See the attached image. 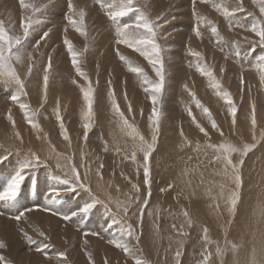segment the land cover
Returning <instances> with one entry per match:
<instances>
[{"label":"bare ground","instance_id":"6f19581e","mask_svg":"<svg viewBox=\"0 0 264 264\" xmlns=\"http://www.w3.org/2000/svg\"><path fill=\"white\" fill-rule=\"evenodd\" d=\"M175 1L176 0H173V2L171 3L173 4ZM191 1L192 0H184L183 4L179 3V5H177L176 7L174 6L173 11H176L177 9H181V7H183L184 4L187 5V2H188V6L189 4L191 5L192 4ZM204 1L205 0L196 1L195 8L193 7V9L197 11L198 13L197 18L199 19L203 18L202 11L208 14V18L204 19V21L205 22L206 20L209 21L212 24V27L217 28V32H218V35L213 34L212 41L214 40L216 42V45L222 48L220 45L223 40H221L222 38L220 34L222 33L223 28L225 26H224L223 21L220 22L221 18L217 17L216 18L218 19L217 22L213 20V18L210 15L214 17V11H209V7L211 10H214V7L210 4L211 2H213L214 5L216 4L215 6H221L220 4H222L227 7L228 5L223 3L222 0H208V4H206ZM104 3L109 4L111 3V0H104ZM91 5H92L91 2H89L88 0H83V1L80 0L76 2V7L78 9L82 8L86 13L85 18H84V21H86L84 23V31L87 33L86 36L80 35V33L74 27H64V31L65 29H67V31H65L66 38L69 41H71L74 49L78 53H80V55L78 56V60L80 62L82 71L86 73L87 79H89L90 76L92 75L91 71H92L93 65L89 63V59L93 51L90 50L89 48L88 49L85 48L82 41H84V43L86 40L90 41L92 40V37L94 36L95 38L94 37L93 38L95 41H100L99 43L95 44L94 50L97 51V49H99L100 47L102 49L104 47L103 45L108 40V37L103 38L101 36L103 34V31H99L97 27L93 29H90L89 27H87V24L91 20V13H92L89 8L93 10ZM75 18L79 19V16L77 15L74 17V19ZM134 19H136V17ZM134 19H131L128 22L131 23L132 20ZM165 19L166 18H164L163 21ZM204 21H200V24L204 23ZM176 23L178 24V25L176 24L178 33H177V38L175 41L180 42V45L182 44V41L185 39L194 40L195 43L193 47L190 48L189 53L187 54L186 52H184L185 54L182 52L181 47H179L180 50L178 52L177 48H176L177 50H172V47L170 44H166L165 46H163L164 52H162V57L166 61L170 70L175 71V74L177 73V67H179V65L181 64V61L179 58L182 55H186L189 61L192 60L190 63L193 69L198 70V67H197L198 65L200 67H207L211 71L212 76L209 77L208 75L202 74L204 78L203 80L199 82L198 87H201V90L203 91L201 92V97H204L205 95L206 100L209 103H221V107H220L221 111H217L216 114L218 115L219 114L218 112H220L224 115L222 119H218V120L219 121L224 120V122L226 123V127L225 128L219 127V128L221 130H224L227 127H230L232 130L234 129L233 125H235V129L237 130L230 131L229 135H234V136L237 135L238 136L237 138H242V137L244 138L245 135H247V133H250L251 134L250 137L254 135V138H255L253 139L254 141L260 142V140L264 138V109H263L264 107L262 109L255 108L256 125L253 128L251 120L244 122L245 119L241 118V117H245L246 119H248L250 115H252L251 111H252V105L254 102L252 98L244 96L246 100H244L245 103L243 105H245L244 106L245 108H248V107L251 108L250 109L251 113L249 115L245 113V115L242 114V116H240V114L238 115L236 114L235 116L236 124H233L232 122L233 117L231 113L230 115H228L227 114L228 111L224 109L225 104H227V102L225 101L223 96H221V94L223 95L224 92H227L230 94L231 99L234 102L236 101L235 91L233 90V88H231V86H227V84L233 79V78L229 79L228 71L230 70H236L240 72L247 71V79L250 82L256 81V76L254 75V72L250 71L249 68L246 69L242 67V64L240 63H233L234 62L233 59H236V57L234 55L232 57L230 55L224 54L222 49L219 50L218 48L214 46L215 44H212L211 41H207L206 35H203L201 41H198L196 40V37L191 34L189 28L188 29L181 28L182 27L181 21L176 20ZM110 27L114 28L113 25H110ZM202 31L203 30H201V32ZM232 32H234L232 34H235V30H233ZM112 33L116 34L115 31H113ZM163 34L165 33L161 32V35ZM99 36L101 38H99ZM46 40L49 41L51 48L52 46L53 48H56L55 45H52L56 43L57 41L56 39L49 38ZM79 42H81V44ZM176 42L174 43L175 45L173 46L179 45ZM89 43L91 44L92 42L90 41ZM230 43H231L232 49L234 48L237 52L241 53V49L246 50V47H242L243 45L234 36L230 39ZM97 45H98V48H96ZM89 47L93 48L90 45ZM50 51L52 50L50 49ZM54 52L55 51H52V54L50 55H52L53 58H56L60 61V67L58 70L55 71L54 76L52 74L53 79H51L47 87V90H48L47 95L49 96L48 101L50 102L49 107L55 106L54 108L56 109L53 110L54 112H56L57 109H59V112L66 111L63 122L65 123V129L68 133L69 139L65 140L63 137L60 139L56 135L57 133H55V131L57 129L55 130L53 129L54 119L52 120L53 117L51 118L47 114L50 108L44 109L43 112L37 111L38 108H40L39 106L42 105L41 101L39 102L38 107L34 105L36 100L39 99L37 98L39 95L37 94V90L39 89L44 90V89L41 88L42 84L36 80L37 77L36 75H34L36 78L34 76L33 77L31 76L32 77L31 81L28 83V85H26V88L23 91L24 93L22 92V95L20 96L22 98V101H20V103L27 105L26 111L28 112L27 115L31 119V126L23 125L21 123L17 125L15 124L7 125L4 123L3 124L1 123L0 124V143L8 145L6 148H11V150L13 148L14 149L24 148L27 151L32 150V149L33 151H35L38 147L39 149L44 148L46 152V156L44 157L45 158L49 157L48 162L52 166L61 167V170L64 173L70 174L71 173L70 170L66 168L67 166L66 161L68 160L66 159V161L62 162L59 160V157L58 158L53 157L50 152L51 151L53 152L56 150L48 148L51 151L50 152L47 151L46 145H48L49 143L48 139L49 140L52 139L55 142L58 141L57 148L62 152L68 153V155H70V157L73 159V162L76 165L82 166L84 159L86 160L85 169L82 172H80L81 170L78 171L80 172L82 179L84 178L86 180L87 184L89 185V187H91L92 191L95 194H97L98 198L99 197L101 198L100 200L103 199V201H105L106 204H109L111 206V210L109 209L110 211H114L115 214H117V212L119 211V213L121 212L122 215L115 216L114 214L111 213V214H107V217L105 218V215H106L105 213L104 215L102 213V216L100 215L97 216L98 208L100 209L98 205H96L92 209V210L96 209V212L93 216L94 220L96 216L98 217V219L100 218V221H101V218L104 217V219L102 220L103 224L105 221V224L103 225V227L104 228L106 226L108 227V231H105V232L103 231L104 233L107 232V234L103 235L105 236V238L104 237L103 238L101 237V239L98 238L99 240H96L94 236H90V235L85 236V233L84 234L81 233V230L78 231L81 226L80 221H84L83 218L88 217L89 215L83 216L82 219L81 217L77 216L75 217L76 221L72 222V226L66 223V224H63L65 225L63 227L59 220L49 215H45L43 212L35 211L33 212V214L30 215V219L25 220L26 225L24 223L23 225L29 228H38V229L41 227H44L48 230V233L54 234L55 232L56 235L61 234V236H63V238L67 241L66 246L70 247L71 253L73 252V249H74L79 254V256L73 255L74 258L72 261L75 264H88L87 263L88 261L86 262L84 260L86 256L84 254H80V253H83V251L86 252V255L87 254L90 255L93 261V262L90 261L91 264H99L100 261L103 262V259L101 260L102 258L101 255H103V253L107 256L105 260L107 262L106 264H133L134 261L137 262V260L141 261L142 264H174L173 258L177 250V247H178V240H182V244L179 245L180 250L182 251V256L180 257V264H199V262L203 260L204 255H207L208 253H211L208 264H248V262L251 261V258L254 252L257 256V260H259L260 250L261 248H264V165H263L264 145L262 149L260 150V152L262 153L256 152V154L253 156L254 159H251L249 162H247L245 166L242 167L243 169L240 170L243 184L240 188V202L237 205L236 212L234 215L229 213L227 206L224 203V197H226L229 192L228 189L231 186L232 188L234 187V185L231 183V179H229V176H225L222 174L223 169H224V162L222 160L219 161V165L215 167L216 165L214 164V162L216 160L210 163L207 159L210 156L215 157L214 155L220 154L216 149L209 148L208 145L209 144L220 145L223 142L221 140L222 137L221 139L219 138L220 141H218V144H214V142L207 141L205 140L207 135L213 136L214 138H218L220 137L219 135H222L224 133L216 136L214 134L211 135V132L208 133V131L206 130L207 135H205L204 133L200 131L199 127L195 128L191 126L190 123L187 121H185V124H187V126L183 132V136L181 137V138H184L183 141L181 139V141L183 142V145L179 146L178 149L176 148L175 145H174V148L167 147L163 144V138L159 136V140L157 142V149L154 152V154L151 156L150 181L156 182L158 180L160 185L165 184L163 187L164 189H167V191H165L164 196L165 197L167 196V198L166 199L162 198L160 195L156 194V191H154L153 196L152 198H150L149 202H147L146 207H144L146 198H143V197L142 198L144 200L141 199L140 204H137L136 202L129 203V201L126 199L123 200V202H120L119 199L123 198L124 196L123 194L125 193L127 195V198L133 196L134 200L135 198L139 196V194L137 193V191H135V188L134 189L129 188L128 187L129 185H127L126 182L120 183L119 181L116 180V178L114 179L112 178V176L111 177L108 176L107 173L102 172L101 170H100V174L99 175L97 174L98 167H96V164L94 163V161L96 162V160H100L102 162L103 158L102 157L99 158V156L98 157L94 156V154L91 152V146L89 143L93 140V137L95 136L93 137L87 136L86 139L84 136L82 138L81 132L83 128L81 131H79L78 124H77L79 117H80V120L81 119L85 120L83 119L84 113H85L84 111L85 110L87 111L86 101L83 104L82 102L83 100L81 101L82 95L79 93V91H77V90L81 91L82 89L81 81L77 77H74V71L71 69V62L69 61L71 60L69 59V56L71 57V55L66 54V57H65L64 56L65 54H64L63 56L61 55L62 58H59L58 56L59 53L55 54ZM192 52H199L201 53V55L204 56V58L196 57L192 55ZM68 53L70 52L68 51ZM222 56H224V60ZM110 57L109 59L106 58L105 60L101 62V64H99L100 68L103 71L106 69V67L103 66L104 61L112 63L113 56L111 55ZM45 58H46L45 56L42 57L43 61L46 60ZM255 59L256 58H254L253 60ZM122 61H125V59H122ZM16 62L18 61L16 60L12 61V66L14 69H18V67H20V65H18V63L16 64ZM103 71L102 73L99 71L100 75L97 76V78L100 79V77L105 74L103 73ZM184 73H185V66L178 71V78L184 75ZM6 75L7 77L9 76L8 74ZM149 78L151 79V77ZM84 79L83 81H86L84 82L85 86L88 87L89 80L87 81L86 79L85 80ZM2 80L6 81L5 79H2ZM73 81H75V83ZM90 82L93 87L94 86L93 81L91 80ZM99 82L100 83H98V86L96 85L97 88L94 89V94H93L94 95V104H93L94 112H93V118L90 121V123L93 125L92 126L93 130L97 131L99 129L98 134H100V132L102 131L99 136L101 138V141L104 147L105 145L106 146L112 145L114 147V150H116L119 148V146H128L129 144L128 142L126 143V141H128L126 140V138L128 137L127 135H129L128 132L130 128L124 125L122 126L120 124H118L116 127L113 128L112 125L109 124L111 123V119L106 114L109 108L108 109L105 108L106 102L105 100L102 99L104 97H103L102 89L100 90V87L103 88L104 86L101 81ZM216 82L219 83L220 85L219 88L213 87V84ZM224 82H227V83H224ZM64 85L66 87H64ZM263 87H264V83H262L260 88L262 89ZM85 89L87 88H84V90ZM213 90L214 91L218 90L220 92V95L218 96L211 95ZM130 94L131 92L129 93V96ZM125 96L127 98V94ZM124 100L125 102L127 101L126 99ZM254 100L264 101V97L259 98V99L254 98ZM121 103L122 101L120 102V104ZM117 104L119 103L117 102ZM200 105L208 106L205 100H203V102H201ZM235 105H237V101L235 102ZM123 107H125V105H123ZM34 108H36L37 110L34 111ZM160 110L162 112L161 117L165 116L163 113L164 112L163 105H161ZM238 110H237V113L239 112ZM241 110L244 111L243 107L240 109V111ZM95 114L97 115V118H95L96 120L94 119ZM129 115H131L130 112L128 116ZM127 118H128L127 120H131V122L130 121L129 122L132 124L133 123L132 119H130L129 117ZM199 119L203 121L202 116ZM161 120L163 123H166L167 128H169L173 121V116L171 114L169 118L167 119L164 118ZM217 121H216V124L220 125L221 123ZM33 124L36 125L35 127L38 130V132L36 131V128L34 129L35 131L33 130L37 134V136L35 135L37 138L31 135L30 128L33 127ZM201 124H200V127H202L203 125ZM141 125L144 127L146 125V122H144V118L141 122ZM40 129H41V132L44 129L45 130L43 131V133H41ZM163 130L165 131V129ZM45 131L47 133H45ZM117 133H121L120 134V137L122 139L121 143L113 136V134H117ZM92 134L93 133H91L90 135ZM259 135H260V139H259ZM151 138L147 137V140H149L150 143H151ZM14 139H16V141L21 142L22 144L15 145L16 142L14 141ZM36 139H40L42 141L35 143ZM168 140H171V139H168ZM92 144H94V142ZM211 150H216L213 153L214 155L209 153V151ZM20 151L21 150H19V152ZM134 151H135L136 157L137 156L139 157L140 156L139 154L141 152L136 151V144L133 141V142H130V145L128 147V152H130L129 154H133ZM57 155H59V153ZM83 155L85 156V158H83ZM206 155H210V156L207 157ZM15 156L18 157L19 155L18 156L15 155ZM2 157H5V156H2ZM16 157H12V158H16ZM239 157H240L239 155H237V157L235 155L231 157L234 164L238 162ZM200 162L202 164H200ZM45 163L43 162V164ZM68 163L69 162H67V164ZM103 164L107 165V167L112 166L107 162L105 163L104 160H103ZM3 169L7 170V168L5 167H3ZM139 172L137 173L138 175H139ZM217 173H220V174L218 175ZM135 177L136 176L134 175L133 172L129 173L128 180L130 181L133 180L132 182L135 184V186H137L138 189L141 191V193H143L142 192L143 185L140 184L139 181L137 182L135 180ZM148 179L149 178H146L145 182H147ZM128 182L129 181H127V183ZM221 184L224 185L223 196L220 195V185ZM169 185H172V187L169 188ZM82 188L80 190H82ZM209 189L211 190L210 194H209ZM85 192L87 191L85 190ZM119 195H120V198H117ZM170 197L171 199L173 198L172 201ZM69 201L72 202V200H69ZM74 201L72 203H74ZM88 202H91V199H89ZM217 204H219L218 210L216 208ZM118 205L120 206L118 207ZM123 207H127V209L129 210L127 211L128 212L127 214H125L124 211L122 210ZM141 208L143 209L142 212H141ZM102 211H104V209ZM185 211L189 213V217L192 220L191 226H188V224L186 223V218L183 216V212ZM225 216H227L228 218L224 219ZM135 218H141L139 222L140 226L136 227L138 231V235H140V238H138V240L140 239L139 242H135V239H133V241H130L126 235H122L121 233V229L125 227L123 222L129 221L130 223H136ZM232 218L234 219L233 224L227 225L228 224L227 221H229ZM4 223H6V225ZM7 224H11V222L0 218V242L6 245L5 246L6 250L4 252V255L6 257L10 256L9 258L13 262V264H53L49 261L44 260L42 257L38 255H34L33 252L32 253L29 252V254H27V251L25 250V248L23 247V244L19 241V239H15L14 237L5 238V235L3 234L4 229L2 228L8 226ZM78 224H80V226ZM173 224L177 226H180L183 224L187 235L184 237H178L176 232L172 228ZM229 226L230 228H228ZM62 227L65 228L64 231H61ZM99 229H101V227ZM205 229H207V233H206L207 240H204V237H205L204 230ZM7 232L8 234H10L8 230ZM110 236L112 237V240L113 239L119 240L121 243H125L129 246L128 253H130L129 257H131V259L132 258L134 259L133 263L130 260H128L126 256H124L125 254L123 255V253L120 250H118V248L115 245L109 243L108 237ZM83 240H84V243L81 244L80 242ZM233 245L236 246L235 251H233L232 249ZM217 247H219L221 250H224L222 255L217 253ZM15 250L21 251V255H18L15 252ZM228 250H231V252ZM7 253H9V256L7 255ZM0 255H2L1 252H0ZM86 258L90 260L89 256ZM102 264H104V262Z\"/></svg>","mask_w":264,"mask_h":264},{"label":"rangeland","instance_id":"374dc122","mask_svg":"<svg viewBox=\"0 0 264 264\" xmlns=\"http://www.w3.org/2000/svg\"><path fill=\"white\" fill-rule=\"evenodd\" d=\"M77 1H80V0H72L73 4L75 6H76ZM81 1H83V0H81ZM88 1L91 2V4H92L91 7L93 10H91V8H89L92 13L90 12L91 13V20L87 24V27H89L90 29L97 27L99 31H103V34L101 36L103 38L108 37V40L103 45L104 49L103 48L101 49V47H100L99 49H97V51L94 50L95 44L99 43L100 41H95L94 36H93L94 38L92 37V40H90L92 42L91 44L89 43L90 41L86 40L85 43H84V41H82L85 48H87V49L89 48L90 50L93 51L91 53V57L89 59V63L93 65L92 71H91L92 75L90 76L89 79H86V80L87 81L88 80L93 81V84H94L93 88L94 89L97 88L98 83H100L99 81L102 82V84L104 86L103 88L100 87V90L102 89V93H103V97H104L102 99L105 100V102H106L107 106L105 105V108L106 109L109 108V110H110V111L109 110L108 111L105 110V111H107L106 114L111 119V123H109V124L112 125L113 128L116 127L118 124L123 126V121L121 120L120 116L115 111H113L111 96L115 95L114 99L116 100V103L117 102L119 103L118 106H119L120 111L123 113V116L126 119H128L127 117L132 119L133 123L131 124L130 123L131 120H128V121H130L129 124L133 125V127L137 130L139 135H142L144 138L146 137L144 140L146 142L150 143L149 140H147V137L151 138V136L153 134V125L150 121V116L152 115L153 104L151 101V92L145 91V89H150L151 88L150 82L157 81L158 77L156 76V73H155L151 63H149V60L146 59L143 55H141L140 51H137L133 47H129L126 44H117L116 43V41L119 39V37L117 36V34L112 33L113 31L116 32L115 24L111 21V19L107 15V12L105 11L104 8H102L100 6V4L94 3L93 0H88ZM196 1H199V0H196ZM171 2H173V0H135V5L137 7L142 8V10L150 17V19H152L155 23H157L160 26L157 29V31L159 33L157 36V43H159L162 46V48L166 44H170L172 47V50L178 49V52L180 50L179 47H181L183 53L184 52H186V54L189 53L190 48L193 47L195 42H194V40L185 39L182 41V44L180 45V42L175 41L177 38V33H178V30L176 28L177 27L176 26V24H177L176 20L181 21V24H182L181 28H183V29L189 28L191 34L196 37V40L201 41L202 36L206 35L207 41H211L212 44H215L214 46L216 48H218L219 50L222 49L224 54L230 55L232 57L234 55L236 57V59L232 58L234 60L233 63L242 64V67H244L246 69L249 68V70L253 71L254 75L256 76V81L250 82L247 79V71H245V72H243V71L240 72V71H236V70L228 71L229 79L230 78H233V79L227 84V86H231V88H233V90L235 91V94H236L235 97H236V101H237V105H235V106L237 107V110L239 109L238 110L239 112L238 113L236 112V114L237 115L240 114V116H242V114L245 115V113H246L247 115H249L252 112V111L250 112L251 108H249V107L245 108L244 107L245 105H243L245 103L244 100H246L245 97H249V98L253 99V101H254L253 103L256 106L255 108H257V109L261 108L262 109L264 107V101H257V100H254V98L259 99V98L264 97V89H263L264 87L262 89L260 88V86L264 82H262L260 79L262 73H261V69L259 67H257V60H256L259 56L264 55V46L259 45V43H258L259 37L250 30L251 24L254 20L258 21L260 24L264 25V13H261V11H260L261 0H222L223 3L228 5L227 7L222 5V4H220L221 6H215L216 4L214 5L213 2L210 3L214 7V10H211L209 7V11H214V17L212 15H210V16L213 18V20H215V22H217V20H218V19H216L217 17L221 18L220 22L223 21L224 26H225L223 28L222 33L220 34V36L222 38L221 40H223L221 42V45H220L222 48H220L218 45H216V42L214 40L212 41L213 34H214L211 31L212 24L207 20H206L207 23L204 21V19L208 18L207 13H204L202 11L203 18L199 19V18H197L198 13H197V11H195L193 9L192 4L191 5L189 4V6H188V2H187V5L184 4L183 7H181V9H177L176 11H173L174 6L176 7L177 5H179V3L183 4L184 0H176L173 4ZM204 2L206 4H208V0H205ZM229 2H231V3H229ZM25 3L32 5L33 7H29L27 9L22 7L20 4V0H0V22L3 23V28L9 35L22 36L23 35V22H25V18H29L30 20H33V21H39V23H33V27L30 30L29 37H28L27 41L24 43L23 48L21 49L22 53H31V58L30 59L24 58L22 61L16 62V64L18 63V65H20V67L17 66L18 69H15V71H16V74H18L19 79L24 82V89L26 88V85H28V83L31 81V79L34 75H36V77H37L36 78L34 76L36 78V80L42 84L41 88L44 89L43 75H44V71L47 67L49 57H51V61H52V68H51L52 71H50L48 85H49L51 79H53L55 71L58 70L60 67V61L56 58H53V56L50 55V54H52V51H55L54 52L55 54L59 53L58 54L59 58H62V56L64 54H65L64 55L65 57H66V54L71 55L70 53H68V49L64 43V40L66 38L64 27H73L71 24H69V22L67 20L68 0H25ZM238 4H242V8H237ZM218 9H220V10H218ZM224 9H226L229 12L234 13V15L231 17H226L223 14ZM136 15H137L136 13H130L128 16L121 18L120 23L121 24H123L125 22L129 23L128 21L131 19H134L136 17ZM164 18H166L168 20L165 19L163 21ZM75 19H77V18H75ZM134 21H135V19L132 20L131 23H134ZM200 21H204V23L200 24ZM236 21H240L244 25V27L238 26ZM85 22L86 21H84V23ZM110 25H113L114 28L110 27ZM196 26L199 27L200 32H201V30H203L201 32L200 37H197L195 35V27ZM46 30L48 32V37L45 38L43 34L46 32ZM233 30H235V34H232V33H234V32H232ZM99 31H98V33H99ZM161 32H163L165 34L161 35ZM233 36L236 37V39L243 45L242 47H246V50L241 49L242 54L239 52L240 53L239 57L236 56L237 51L234 48H233L234 50L232 49V46L230 43V39ZM49 38L57 40L55 44H52V45H55L56 48H53V46L51 48L49 41L46 40ZM99 38H101V37L99 36ZM37 42H39L38 48L36 47ZM175 42L178 43L180 46L179 45L173 46V45H175L174 44ZM79 43L81 44V42H79ZM89 45L92 46L93 48L89 47ZM96 48H98V45L96 46ZM50 49L52 51H50ZM14 51H15V48H14ZM102 51H104V52H102ZM162 52H164V50ZM111 55L113 56L112 63L104 61L103 66H105L106 69L103 71L100 68L99 64H101V62L103 60H105L106 58L109 59V57ZM43 56L46 57L45 61H43V59H42ZM122 56L125 58V61H122V59H121ZM181 57L179 58L181 61V64L179 65V67H177V73L176 74H175V71L170 70L169 66L167 65L166 61L163 58L164 68H165V83H164L163 91L159 97V101H160L159 102V108L161 107V105L164 106V112L163 113L165 116L161 117V119H164V118L167 119L172 114L173 121L171 123V126L169 128H167V124L163 123L162 120L160 119V121H161L159 124L160 125V127H159L160 134L158 135L157 142L159 140V136H161L163 138V144L165 146L174 148V145H175L176 148L178 149L179 146L183 145L182 141L184 138H181L183 136V135H181V133L184 132V130L187 126V124H185V121L189 122L190 125L195 127V128H197V124L200 126V124L202 123L203 124V125L201 124L202 127L205 130H207L208 133L211 132V135L214 134V135L218 136L219 134L224 133L222 135H219L220 137H218V138H214L213 136L207 135L205 140L210 141V142H214V144H218V141H220V139L222 137V139H221L223 141L222 143H229V144L235 146L236 148H238L240 150V151L232 154V156L233 155H235L236 157H237V155L240 156L238 158V161L241 159L240 152L243 151V149L247 145H249V144L253 145V149L251 151H249L247 153V155L242 158L243 159V166H245V164L247 162H249L251 159H254L253 156L256 154V152H260V150L262 149V147L264 145V138H262V140H260V142H256L253 140V139H255L254 135L252 134L253 136L250 137L251 136L250 133H247V135H245L244 138L243 137L237 138L238 137L237 135H235L236 137L234 135H229L230 131L237 130V129H235V125H233L234 129H232V130L230 127H227L224 130H221L219 128L220 131H217L216 128H213L212 127L213 119L216 123V121L218 119H222V117H224V115L220 112H218L219 113L218 115L216 114L217 111H221V108H220L221 103H209L206 100L205 95H204V97H201V92H203V91L201 90V87H198V86H199V82L201 80H203L204 76L202 74H200L199 70L192 68L191 63H190L192 60L189 61L187 59L186 55H182ZM200 58H204V56L200 55ZM222 58L224 60V56H222ZM254 58H256V59L253 60ZM69 59H71L70 56H69ZM69 61L71 62V69L74 71V77H77L81 81L82 89H81V91L80 90H77V91H79V93L82 95L81 101L83 100L82 102L84 104L85 100L83 98V90H84V88H87V86H85V83H84L86 81H83L84 76L77 74L75 69H73L75 67H73L72 61L71 60H69ZM29 65L32 66L31 74L28 73ZM184 66H185V73H184V75H182L178 78V71L180 69H182ZM134 67L142 68L143 74H138L136 72L131 71V68H134ZM99 71L101 73H102V71H103V73H105L103 76L100 77V79L97 78V76L100 75ZM6 74H7L6 72L4 74H0V124L4 123L7 125H13V124L17 125V124L21 123L23 125L31 126V122H30L31 119L27 115L28 112L26 111V109H22L20 106L21 105L20 101H22V98L20 96L22 95V92H21L19 86L17 85V83L15 82V80H13L10 76L7 77ZM52 74H53V76H52ZM4 75H5V77H4ZM146 75H147V77L148 76L151 77V79L149 77L147 78L149 83L145 82V76ZM91 77H92V79H91ZM2 79H5L6 81H4ZM224 83H227V82H224ZM64 87H66V86L64 85ZM210 89H211V87H210ZM47 92H48V90H47ZM130 92H131V94L129 96ZM217 92H218V90H216V91L213 90L211 95L218 96ZM109 93L111 94V96ZM37 94H39L37 98H39L40 100L37 99L36 102L34 103V105L36 107H38V104L40 101H41L42 105L39 106L40 108H38V110L36 108H34V111L37 110L39 112H43L44 109L50 108L49 111L47 112V114L51 118L53 117L52 118V120L54 119L53 120V122H54L53 129L54 130L57 129L55 131V133H57L56 135L61 139L63 137L64 129L62 130L61 128H59L60 127L59 126L60 121L57 119L56 112L53 111L54 109H56V108H54L55 106L49 107V103H50L48 101L49 96L46 93V98H45V91L44 90H41V89L37 90ZM119 94H121L122 96ZM126 94H127L128 99L125 96ZM12 95L18 96V100L16 102H13L11 100ZM99 95H100V93H99ZM221 96H223V95L221 94ZM201 98L207 102L208 106L207 105L203 106V108L208 109V112L211 113V117H209V115L203 111L202 107L197 106V103H196L197 101H199V104L201 102H203V100ZM237 98L240 101H238ZM124 99L127 100L126 101L127 104H126ZM131 99H132V101H131ZM123 100H124V102H123ZM129 100H130V102H129ZM121 101H122L121 104L125 105V107H123V105L120 104ZM235 102L233 101L234 104H235ZM120 106H121V108H120ZM242 107H243L244 111H242V110L240 111V109ZM224 109L227 110L228 111L227 114L230 115L228 103L225 104ZM246 110H247V112H246ZM84 112H86V110ZM93 112H94V110H93ZM113 112L117 116H115L113 114ZM125 112H126V114H125ZM129 112L131 115L128 116ZM189 112L191 113V115H189ZM23 113H25V114H23ZM59 113H60V116L64 119L66 111H63V112L61 111ZM141 113L142 114L144 113V114L142 115ZM200 115L202 116L203 121H201L199 119V118H201ZM9 116H11V119H9ZM95 118H97L96 114L94 116V119ZM116 118L119 120H117ZM143 118H144V122H146L145 127L141 125ZM241 118H244L245 119L244 122H246V121L251 120V115L248 119H246L245 117H241ZM27 120H29V121H27ZM136 121H138V122H136ZM219 122L221 124L220 125L217 124L218 127H222V128L226 127V123L224 122V120H220ZM244 122H242V123H244ZM84 123H86L85 120H82V119L80 120V117H79V119L77 121L79 131H81L82 128L84 130V131L82 130V132H81L82 138L85 135H86V137L87 136H91V137L95 136V137H93V140L89 143L91 146V152L94 154V156H97V157L99 156V158L102 157L103 160L105 161V163L107 162L110 165H112V166L107 167V165L103 164V160H102V162L100 160H96V162L94 161V163L96 164V167L100 168V165H103V167L100 168V170L102 172L107 173L108 176H110V177L112 176V178H114V179L116 178V180L119 181L120 183L126 182V184L129 185L128 186L129 188H133V189L135 188V191H137L136 190L137 186L134 187L135 184L132 182L133 180L132 181L128 180L129 173L133 172L134 175L136 176L135 180L137 182L139 181V183L143 185V187H142L143 193H141V191L139 190L137 192L139 194V196H138L139 199L135 198V200H134V197L132 196V202H136L137 204H140L141 199H143V198H146L147 202H149L150 198H152V196H153L154 191H156V194L160 195L162 198H165V199L167 198V196L166 197L164 196L165 191H161V189H164L163 186L165 184L160 185L158 180L156 182L151 181L150 185L147 182H145L146 177L144 174V167H143V165H144V156H143L144 153L141 152L139 154L140 158L137 156L135 158V160L132 159V154H129L130 152H128V147L130 145V142L134 141L136 145H138L140 143L139 136H136L134 139V134H133L131 128L128 132L129 135H127L128 137L126 138V140H128V141L125 140L126 143L128 142V144H129L128 146H119L118 149L114 150V147L112 145H110L112 148L110 146H107L108 150L105 151L104 150L105 147H104V145L101 141V138L99 136L102 131L100 132V134H98L99 129L97 131L93 130V127H91L90 130H86L84 128ZM161 123H162V125H161ZM64 125H65V123H64ZM22 127H24V126H22ZM35 128L36 127H31L30 130H31V135L33 137L37 138L36 137L37 134L34 132ZM163 129H165V131ZM36 131L38 132L37 128H36ZM43 131L41 132V129H40L41 133H43ZM261 132H260V134H261ZM45 133H47V132L45 131ZM91 133H93V134L90 135ZM120 134L121 133L113 134V136L121 143L122 139L120 137ZM207 138H209V139H207ZM32 139H34V138H32ZM168 139H171V140H168ZM181 139H182V141H181ZM259 139H260V135H259ZM14 141L16 142L15 145H21L22 144L21 142L16 141V139H14ZM41 141L42 140H40V139H36L35 143L41 142ZM48 141H49V143H48V145H46L47 151L50 152L51 150H49V149H53V150L58 151V152H56V151L52 152L51 151L50 153L55 158L59 157V160L62 162L66 161V159H67L68 160V161H66V165H67L66 168L67 169L70 170L71 166H75L77 171L81 170L80 172H82L85 169V161H86L85 159L83 161V165L78 166L73 162V159L70 157V155H68V153L62 152L57 148V145H58L57 142L58 141L55 142L52 139H50V140L48 139ZM93 142H94V144H92ZM2 144L3 143H0V191H2L4 189V187H6L7 183L15 175L18 167L28 160L30 153L38 156L39 159L41 161H43L44 163L45 162L47 163V165H46V163L40 164L39 167H37L35 170H26L25 180L23 181V184L20 188L19 194H18L15 202L11 206L5 207L4 202H0V212L3 213L2 215H0V218L8 220L9 222H11V224H7L8 226L2 228V229H4L3 234L5 235V238L14 237L15 239H19V241L23 244V247L27 251V254H29V252H31V253L33 252L34 255H38V256L42 257L44 260L49 261L53 264H75L72 261L74 258L73 255L79 256V254L74 249H73V252L71 253L70 247L66 246L67 241L63 238V236H61V234L56 235L54 231H53L54 234L48 233V230L44 227H41L39 229L26 227L25 226L26 225L25 220L30 219V215L33 214V212L39 211V212H43L45 215H49V216L59 220L63 227L65 226L63 224H66V223L68 225L72 226V222L76 221V218L74 217V218H72V220L66 221L62 218L63 214L69 215V213L71 214L72 212H76V210L78 211L80 208H82V205H84L85 203H88V201H89V199H91L92 195L97 196V194H95L92 191V189H91V192L87 193L88 192L87 188H89V185L87 184V182L84 178L82 179L81 175H80V177H81V180L83 181V182L82 181L81 182L85 185L84 188L77 185V183L73 180L74 178H73V175H71V173L70 174L64 173L61 170V167L52 166L48 162L49 157H47V158L44 157V156H46V152H45L44 148L39 149V147H38L35 151H33V149L27 151L24 148H15V149L13 148L11 150V148H6L8 145H5V144L2 145ZM156 149H157V144H156L155 151H156ZM19 150H21V151L19 152ZM155 151L152 152V155L154 154ZM211 151H213V152H211ZM211 151H209V153L213 154L216 150H211ZM58 153H59V155H57ZM61 153H62V155H61ZM260 153H262V152H260ZM14 154L17 156L19 155L20 156V157L18 156L19 159ZM216 155H214V156H216ZM2 156H5V157H2ZM62 156H64L65 158ZM206 156L209 157L210 155H206ZM12 157H16L17 159L12 158ZM83 158H85L84 155H83ZM207 159L210 163L215 161V157H213V156H210ZM150 160H151V158H150ZM67 162H69V163L67 164ZM200 164H202V163L200 162ZM214 164L216 165L215 167H217V165H219V162L215 161ZM48 165H49V167H48ZM263 165H264V162H263ZM45 166H46V168H45ZM203 166H205V165H203ZM3 167L7 168V170H4ZM242 167H241V169H243ZM140 168L141 169L143 168L142 171ZM80 172H79V174H80ZM138 172H139V175L137 174ZM229 179H230V177H229ZM66 180L68 182H65ZM127 181H129V182L127 183ZM67 187L69 190L67 189ZM81 188H82V190H80ZM231 188H232V186L228 190H230ZM84 189L87 192H85ZM149 190H150V195L148 192ZM79 193H80L81 197H80ZM144 193H146V194H144ZM140 194H142V195H140ZM123 195H122L123 198L119 199L120 202H123V200H125V199L128 200L126 193ZM171 197H172V195H171ZM171 197H170V199H171ZM117 198H120V195ZM100 199L101 198L99 197V200ZM69 200H72V202L75 200L76 202L74 201V203H72ZM172 200H173V198L171 199V201ZM97 205H98V207H100V209L98 208L97 216L98 215L102 216V213H103V215H104V213L106 214L105 218L107 217V214H111V213L114 214L115 216H117V215L121 216L122 215V213L121 212L119 213V211L117 212V214H115L114 211H110L111 206L109 204H106L105 201H103V199L100 200V203H98ZM146 206H147V204H145L144 207H146ZM101 207H102V209H101ZM25 209H29V210L25 211ZM48 209H50V210H48ZM103 209H104V211H102ZM22 211L24 212V215L21 217L20 220H16L14 217ZM127 211H129V210H127ZM95 212H96V209L92 210L88 214L89 215L88 217L83 218L84 221H80L81 226L82 225L83 226L81 227L80 224H78L81 228V229L79 228L78 231L81 230V233H83V234L85 233V236H87V235L88 236L89 235L94 236L96 238V240H99V239H101V237L105 238V236H103V235L107 234V232L106 233H104V232L108 231V227L107 226L105 228L103 227V225L105 224V221H104V224L102 223V220L104 219V217L101 218V221H100V218L98 219V217L96 216V218L94 220L93 216H94ZM225 218L227 219L228 217L225 216L224 219ZM140 219L141 218H135L136 223H130L129 221L123 222L125 225L124 228H126L128 224H131L132 227L134 226L133 229L134 228L136 229V230L134 229V232H136L135 235L137 237L135 235H134L135 238L128 237L130 241H133V239H135V242L140 241V239L138 240V238H140V235H138V231L136 228L137 226H140L139 225ZM99 221H100V223H99ZM223 222H225V221H223ZM233 222H234V219L232 218L229 221H227V223H228L227 225H229V224L232 225ZM23 223L25 225H23ZM4 224L6 225V223H4ZM63 227H62L61 231H64L65 228H63ZM100 227H101V229H99ZM228 228H230V226ZM7 230L10 232V234H8ZM99 230L101 231V233ZM29 237L31 239H29ZM110 237H108L109 243H110V239L112 240V237L111 238ZM80 243L81 244L84 243V240L81 241ZM110 244H112V243H110ZM5 250H6L5 247L0 248L1 254L8 260V262H10V264H13V262L9 258L10 257L9 253H7V255L9 257H6L4 255ZM118 250H120L123 253V255L125 254L124 256H126V258L133 263L134 259L132 258L133 259L132 260L131 257H129L130 253L124 252V250L120 249V248H118ZM228 251L231 252V250H228ZM15 252L18 255H21V251L15 250ZM62 253H63V255H61ZM80 254H84L86 257L89 256L90 260L86 257L84 259L86 262L88 261L87 262L88 264H91V262H93L90 255H88V254L86 255V252L83 251V253H80ZM101 257H102L101 260L103 259L104 264H106L107 262L105 260H106L107 256L103 253V255H101ZM103 262L100 261L99 264H102ZM135 262L136 261H134L133 264H136Z\"/></svg>","mask_w":264,"mask_h":264},{"label":"snow or ice","instance_id":"6c2138e0","mask_svg":"<svg viewBox=\"0 0 264 264\" xmlns=\"http://www.w3.org/2000/svg\"><path fill=\"white\" fill-rule=\"evenodd\" d=\"M94 3L100 4L102 8L105 9L107 12V15L111 19V21L116 26V34L119 37V39L116 41L117 44H126L129 47H133L135 50L140 51V54L143 55L146 59L149 60V63H151L156 76L158 77L157 81L150 82L151 88L145 89V91L151 92V101L153 104L152 109V115L150 116V121L153 125V134L151 138V143H148L144 140V137L142 135H139L137 130L133 128L131 124H129V121L123 116V113L120 111L118 104L116 103V100L114 99V96H112V105L113 110L120 116L121 120L123 121V125L132 128V132L134 134V139L136 136H139L140 143L136 145V151H140L144 153V174L146 178H149L147 180V183L150 185V174H151V165H150V158L152 155V152L155 151L157 139L159 135V124L162 112L159 108V97L163 91L164 83H165V68H164V61L162 57V46L157 43V36L158 31L157 29L160 27L157 23H155L152 19L149 18V16L142 10V8L137 7L135 5V0H111V3L105 4L104 0H93ZM20 4L24 8L33 7L32 5L26 4L25 0H20ZM193 7L195 8L196 0H192ZM237 8H242V4H238ZM220 10V9H218ZM260 11L261 13H264V0H261L260 5ZM130 13H136V19L134 23H120L121 18L128 16ZM223 14L226 17H231L234 15V13L227 11L226 9L223 10ZM79 16V19H74L75 16ZM85 11L81 8L78 9L72 2V0H68V15L67 20L69 24H71L82 36H86L87 33L84 31V18H85ZM33 23H39V21H33L29 18H25V22H23V35L22 36H16V35H9L3 28V23L0 22V74H4L5 72L17 83L19 86L21 92L24 90V82L19 79V76L16 74L15 69L12 66V61H22L24 58H31V53H22L21 49L24 46V43L27 41L30 30L33 27ZM238 26L244 27V25L240 21H236ZM253 33H255L259 37V45L264 46V25L260 24L258 21H253L251 24V29ZM67 31V29H65ZM212 33L217 34V28L212 27L211 29ZM44 37L46 38L48 36V32H45ZM195 35L197 37L201 36V32L199 30V27H195ZM65 45L67 46L68 51L71 53V60L72 64L75 67V70L77 74L84 76L85 79H87L86 73H84L81 69L80 62L78 60V56L80 53H78L71 41H69L67 38L64 40ZM39 42H37L36 47L38 48ZM15 48V51H14ZM192 55L196 57H200L199 52H192ZM236 56L239 57L240 53L237 52ZM121 59H125L123 56ZM198 70L203 75H208L209 77L212 76L211 71L207 67H200L197 66ZM257 67L261 69V81L264 82V55H261L257 58ZM52 68V61L51 57L48 59L47 67L44 71L43 75V82H44V91H45V98L47 93V87L49 82V75ZM32 66L29 65L28 67V73L31 74ZM131 71L136 72L138 74H143V69L139 67L131 68ZM75 83V81H73ZM145 82L149 83L147 76H145ZM213 87L219 88L220 85L218 82L213 84ZM94 88L91 85V82L89 81L87 89L83 91V97L87 104V111L84 113V119L87 121L84 123V128L86 130H90L92 127V124L90 121L93 118V104H94ZM217 95H220V92H217ZM111 96V94H110ZM223 98L226 100V102L229 105V111L233 117V124H235V116L237 112V107L233 103L231 96L229 93L224 92ZM11 100L13 102H16L18 100L17 95H12ZM198 107H202V105L199 104V101L196 102ZM22 109H26L27 105L21 104L20 105ZM203 111L211 117V113L208 112L207 108H203ZM57 119L60 121V128L64 129L63 132V138L65 140L69 139L68 133L65 129V125L63 123V118L60 116L59 109L56 111ZM189 115L191 113L189 112ZM9 119H11V116H9ZM194 119V118H193ZM31 122V120H30ZM251 123L253 128L256 125V115H255V104L252 105V115H251ZM36 125L33 124V127ZM197 127L200 128V131L203 132L205 135H207V132L204 128L200 127L197 124ZM212 127L216 128L217 131H220L219 127L215 123V121H212ZM183 135V133H181ZM86 139V135H85ZM209 148L216 149L220 154L215 156L216 161H223L224 162V169H223V175L229 176L231 179V183L234 185L233 188H231L228 192V195L224 197V203L227 206V209L229 213L232 215L235 214L236 208L238 203L240 202V188L243 184V180L241 177V167L243 166V159L241 158L238 163H233L232 161V154L235 152L240 151L235 146L229 144V143H222L220 145H208ZM253 149V145L249 144L247 145L243 151L240 152L241 157L246 156L249 151ZM105 151L108 150L107 146H105ZM136 155L135 151L132 154V159L135 160ZM43 161L39 159L38 156L34 154H29V158L26 162L21 164L15 175L12 177V179L7 183L6 187L2 191H0V202H4V206L8 207L11 206L20 191V188L23 184V181L25 179V173L26 170H35L37 167H39L40 164H42ZM103 165H100V168H102ZM100 168L97 169V174H100ZM71 174H73L74 181L80 186L84 187L85 185L81 182V177L79 172L76 170L75 166H72L70 169ZM218 175L220 173H217ZM102 178V177H101ZM65 182H68L67 180ZM134 187H136L134 185ZM172 185H169V188H171ZM137 192L139 191L138 187L136 188ZM88 192H91V188H87ZM161 191H167V189H161ZM211 190L209 189V194ZM224 194V185H220V195L223 196ZM150 195V190H149ZM137 199H139L137 197ZM129 203L132 202V197L128 198ZM100 203V200L97 196L93 195L91 197V202L85 203L82 208H80L76 212H72L70 215L63 214L64 220H71L73 217H81L88 215L91 210ZM145 204H147V200H145ZM120 205H118L119 207ZM217 210L219 209V204L216 205ZM29 209H25V211H28ZM50 210V209H48ZM127 207H123V211L125 214H127ZM143 209L141 208V212ZM3 213L0 212V215ZM24 215V212H20L18 215H16L14 218L16 220H20L21 217ZM183 216L186 218V223L188 226H191L192 220L189 217V213L187 211L183 212ZM173 230L176 232L178 237H184L187 235L184 225L177 226L175 224L172 225ZM205 231V237L204 239L207 240V229ZM122 235H126L127 237H134L135 232L131 224H128L126 228L121 229ZM26 235V234H25ZM29 239H31L29 237ZM110 243L115 245L117 248L123 249L125 252L129 251V246L125 243H121L119 240H111ZM182 244V240H178V247L174 255V264H180V257L182 256V251L180 250L179 245ZM6 245L0 242V248L5 247ZM233 251L236 250V246H232ZM224 250H221L219 247H217V253L223 254ZM63 255V253L61 254ZM211 256V253H208L207 255H204L203 260L199 262V264H208L209 258ZM260 259L257 260V256L255 252L253 253V256L251 258V261L248 262V264H264V248H261L259 253ZM0 264H10L6 260V258L2 255H0ZM136 264H141V261L137 260Z\"/></svg>","mask_w":264,"mask_h":264}]
</instances>
